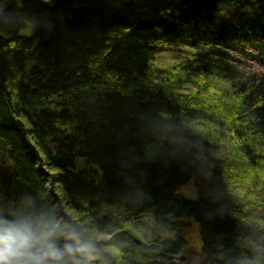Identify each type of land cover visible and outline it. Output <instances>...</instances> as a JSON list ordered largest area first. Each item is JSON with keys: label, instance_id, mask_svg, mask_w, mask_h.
Instances as JSON below:
<instances>
[{"label": "trees", "instance_id": "1", "mask_svg": "<svg viewBox=\"0 0 264 264\" xmlns=\"http://www.w3.org/2000/svg\"><path fill=\"white\" fill-rule=\"evenodd\" d=\"M191 221L201 264H264V0H0V228L189 264Z\"/></svg>", "mask_w": 264, "mask_h": 264}, {"label": "clouds", "instance_id": "2", "mask_svg": "<svg viewBox=\"0 0 264 264\" xmlns=\"http://www.w3.org/2000/svg\"><path fill=\"white\" fill-rule=\"evenodd\" d=\"M56 234L57 225H44L35 232L12 225L0 228V264H66L65 256L92 249L91 243L78 239L75 244L58 248L54 242Z\"/></svg>", "mask_w": 264, "mask_h": 264}, {"label": "rangeland", "instance_id": "3", "mask_svg": "<svg viewBox=\"0 0 264 264\" xmlns=\"http://www.w3.org/2000/svg\"><path fill=\"white\" fill-rule=\"evenodd\" d=\"M164 50H161L159 54L157 55V63L160 66H172L177 64L185 55L183 52H181L178 47H170V46H165ZM238 61V68H242L245 72H255L256 70L263 69L260 67L255 61H250L248 58H245L244 56H236L235 57ZM209 81V80H208ZM210 83L212 84V88L214 91H219L220 89L223 88L222 83L216 82L213 80H210ZM211 86V85H210ZM211 90V89H210ZM206 96L211 95L214 96L213 94H209V92H205ZM241 167V166H240ZM243 168V167H242ZM181 192L187 195H192L193 194V189L192 185L188 184L184 187L181 188ZM190 197V196H187ZM194 197V196H193ZM192 196L190 198H193ZM164 235L166 236H171V232H163ZM184 237L186 238L188 244L186 249L183 251V253L180 255L185 257V261L189 264H201L202 260V255L200 253V247H201V242H200V236H199V231H198V226L196 223L192 222L190 223V228H188L184 232ZM97 241H104L105 239L102 237L96 238Z\"/></svg>", "mask_w": 264, "mask_h": 264}, {"label": "water", "instance_id": "4", "mask_svg": "<svg viewBox=\"0 0 264 264\" xmlns=\"http://www.w3.org/2000/svg\"><path fill=\"white\" fill-rule=\"evenodd\" d=\"M40 1L45 3V4H49L51 0H40ZM178 261L179 262H184L185 261V257H183V256L178 257Z\"/></svg>", "mask_w": 264, "mask_h": 264}, {"label": "bare ground", "instance_id": "5", "mask_svg": "<svg viewBox=\"0 0 264 264\" xmlns=\"http://www.w3.org/2000/svg\"><path fill=\"white\" fill-rule=\"evenodd\" d=\"M50 3H51V1H50ZM49 3V4H50ZM178 49H179V47H178ZM234 57H236V56H234ZM233 65H235L236 67H238V61H237V59L236 58H234V60H231L230 61ZM238 150V149H237ZM239 152V151H238Z\"/></svg>", "mask_w": 264, "mask_h": 264}]
</instances>
